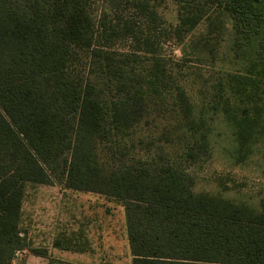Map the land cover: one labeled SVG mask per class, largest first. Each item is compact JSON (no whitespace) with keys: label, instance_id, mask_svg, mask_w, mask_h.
I'll use <instances>...</instances> for the list:
<instances>
[{"label":"trees","instance_id":"obj_1","mask_svg":"<svg viewBox=\"0 0 264 264\" xmlns=\"http://www.w3.org/2000/svg\"><path fill=\"white\" fill-rule=\"evenodd\" d=\"M89 2L0 0V264H13L25 250L47 257L30 247L20 226L28 185H58L119 203L131 264H264V204L255 209L195 193L185 172L188 161L206 151L193 153L200 146L188 135L205 139L211 113L232 125L241 151L256 133L264 109L250 106L246 87L264 86V0L188 1L179 10L177 40L181 29L203 21L207 36L218 32L220 13L209 10L225 12L238 37L254 41L251 65L259 78L227 76L228 95L220 86L201 110L175 86L176 119L159 133L147 168L125 166L120 156L133 141L124 142L126 132L173 83L154 38L162 21L150 0H139L134 5L145 33L113 15L111 6L95 22ZM120 41L130 43L125 52L114 48ZM80 50L87 55L85 76L72 70ZM176 132L186 139L174 140ZM176 143L181 157L168 153ZM102 147L114 168L100 163Z\"/></svg>","mask_w":264,"mask_h":264},{"label":"rangeland","instance_id":"obj_2","mask_svg":"<svg viewBox=\"0 0 264 264\" xmlns=\"http://www.w3.org/2000/svg\"><path fill=\"white\" fill-rule=\"evenodd\" d=\"M138 1L90 0L89 10L96 22L111 6L113 15L128 18L145 33V19L134 5ZM188 1L204 0H150L162 21L155 24L158 53L171 72L173 83L149 103L145 119L126 132L124 142L133 141L120 156L126 160L125 166L145 165L147 168L159 133L172 126L176 119L175 86L182 87L195 109L201 110L215 98L220 86L223 96L228 95L227 76L259 78L255 75L258 67L251 65L256 64L251 51L254 41L247 45L248 41L240 39L229 16L220 8L209 10L211 14L220 13L218 32L207 36L203 21L192 30L181 29V38L175 39L173 28L178 24L179 10ZM114 46L118 52H125L130 43L120 41ZM73 58L72 70L85 76L87 55L84 51H75ZM251 86L246 87V92H252L250 106L264 109V86L253 91ZM206 117L210 120H207L205 139L184 133L188 141L200 146L193 153L206 149L204 155H196L186 164L185 172L192 180L191 190L260 209L264 204V112L257 119L256 133L243 151L239 150L235 129L222 115L211 113ZM171 137L177 138L176 141L186 139L179 132ZM139 140L144 141V145L141 146ZM103 148L106 147L98 150L100 163L112 169L115 164L110 161L111 154ZM181 151L177 143L168 149L169 154L178 157L182 156ZM20 226L26 232L30 247L45 251L47 257L25 250L17 254L13 264H131L132 261L123 208L101 195L66 190L58 185H28ZM55 242L59 243V248L54 247Z\"/></svg>","mask_w":264,"mask_h":264}]
</instances>
